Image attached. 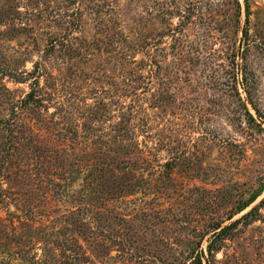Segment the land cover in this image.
Segmentation results:
<instances>
[{
	"label": "rangeland",
	"instance_id": "374dc122",
	"mask_svg": "<svg viewBox=\"0 0 264 264\" xmlns=\"http://www.w3.org/2000/svg\"><path fill=\"white\" fill-rule=\"evenodd\" d=\"M263 184L264 0H0V264H264Z\"/></svg>",
	"mask_w": 264,
	"mask_h": 264
},
{
	"label": "trees",
	"instance_id": "16d2710c",
	"mask_svg": "<svg viewBox=\"0 0 264 264\" xmlns=\"http://www.w3.org/2000/svg\"><path fill=\"white\" fill-rule=\"evenodd\" d=\"M27 96H28V98H29V96H30V97H31L30 99H32V97H33V96H31V93L28 94ZM26 99H27V97H26ZM262 186L264 187V184H263ZM258 193H259V192H257V193H255L254 195H252V196L249 198V200H248L247 202H245V205H247L248 203H250V202L256 197V195H257ZM211 247H212V244H211V241H210V242L208 243V249H209V251H211ZM197 258H198L199 264H203V263H202V260H201V258H200V255H198Z\"/></svg>",
	"mask_w": 264,
	"mask_h": 264
}]
</instances>
